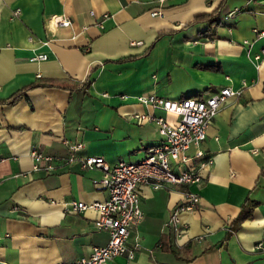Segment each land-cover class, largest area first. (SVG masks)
Returning <instances> with one entry per match:
<instances>
[{
    "label": "crops",
    "instance_id": "crops-1",
    "mask_svg": "<svg viewBox=\"0 0 264 264\" xmlns=\"http://www.w3.org/2000/svg\"><path fill=\"white\" fill-rule=\"evenodd\" d=\"M214 11L217 34L199 36L207 21L191 23ZM58 14L71 24L53 27ZM261 30L264 0H0V264H72L107 244L98 210L70 206L109 197L94 183L103 171L69 162L66 139L84 142L80 155L139 160L162 137L157 117L179 120L139 97L206 98L224 86L242 92L218 111L205 154L192 146L190 159L172 161L200 181L141 186L144 216L129 236L136 254L106 264H264ZM38 53L48 58L32 59ZM33 148L53 155L54 169L34 170ZM188 191L200 201L180 212L178 235L170 221ZM248 199L253 216L228 237Z\"/></svg>",
    "mask_w": 264,
    "mask_h": 264
},
{
    "label": "built area",
    "instance_id": "built-area-1",
    "mask_svg": "<svg viewBox=\"0 0 264 264\" xmlns=\"http://www.w3.org/2000/svg\"><path fill=\"white\" fill-rule=\"evenodd\" d=\"M239 8L231 11L227 16L234 17ZM94 13V10H91ZM152 15H163L162 9H154ZM108 17V14H104ZM53 27L68 26L71 20L61 14L50 19ZM259 34L264 35V30ZM48 58L47 53H38L32 59L42 60ZM256 61L264 58V46L254 55ZM242 89H234L231 86H224L218 92L206 98L186 96L180 98H168L150 94L139 97L145 104L159 106L179 116L177 123H171L163 116L157 117L161 139L157 144L151 145L145 156L139 160L119 159L110 163L101 155H80L84 147L81 140L66 139L69 154L66 159L69 162L76 161L83 168H100L103 175L95 179L94 183L109 192V197L104 201L86 202L75 200L70 203L71 211L78 212L89 207L98 210V217L95 226L107 231L109 240L105 245L94 246L92 251L77 258L72 264H106L110 259L120 255L133 258L136 254L135 246L129 245V236L132 229L142 221L144 213L141 206L140 187L151 185L155 188L163 187L168 183H194L200 181V174L192 170L182 168L174 169L172 161L185 162L190 159L186 151L194 146L196 156H203L205 151L202 148L207 138L208 130L218 114L220 108L227 103L229 98L238 96ZM138 119L142 117L137 116ZM31 156L34 159V170L54 169L55 157L44 153L38 148H33ZM209 162L212 158L209 157ZM200 201V196L192 191L186 192L184 202L174 210L171 223L175 232L180 235L184 225L181 222L180 212L194 210ZM136 246L139 242H136Z\"/></svg>",
    "mask_w": 264,
    "mask_h": 264
},
{
    "label": "trees",
    "instance_id": "trees-1",
    "mask_svg": "<svg viewBox=\"0 0 264 264\" xmlns=\"http://www.w3.org/2000/svg\"><path fill=\"white\" fill-rule=\"evenodd\" d=\"M240 10L241 9L239 8V11ZM199 21H207L208 25L204 30L200 31L198 35L202 36V37H213L217 34L216 27L221 25L223 22V20L221 18V11H214L210 14L197 15L191 24L199 22ZM209 67L220 69L219 66L215 67V66L209 65ZM56 84H59V85H62L63 87H68V88L72 87V85L69 83V81H66V80H57ZM33 85H40V82L32 83V84L28 85L27 87H24V89H26L30 86H33ZM17 96L18 95L16 94V97ZM255 205H256V202L253 200H249V199L244 203L239 214L230 223V226H229V229L227 232L228 237L240 228L243 221H245L246 219H249L253 216V207Z\"/></svg>",
    "mask_w": 264,
    "mask_h": 264
}]
</instances>
